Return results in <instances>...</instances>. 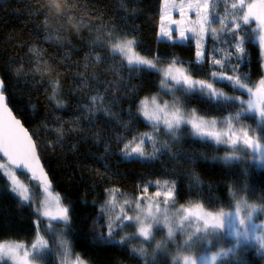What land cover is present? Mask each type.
Returning a JSON list of instances; mask_svg holds the SVG:
<instances>
[{"label":"trees","instance_id":"trees-1","mask_svg":"<svg viewBox=\"0 0 264 264\" xmlns=\"http://www.w3.org/2000/svg\"><path fill=\"white\" fill-rule=\"evenodd\" d=\"M236 2L227 0L225 4L219 0V16L223 17L226 9L230 21L233 15L243 16V10L231 9ZM46 4L51 5V11H43ZM66 7L71 8L67 20L53 18ZM161 9L164 10V0H0V77L8 106L30 132L52 181L51 189L70 209L67 232L72 252L89 264H151L153 258L155 264L171 262V258L151 254L148 245L142 255L126 242L99 239L101 234H108L109 221L102 205L110 189L147 198L154 192L168 191L163 186L167 182L175 184V205L199 203L206 210L218 211L229 209L233 195L244 193L248 201L264 206V167L257 166L248 156L239 162L225 163L218 156L229 151L228 145L203 142L186 129L181 130L178 140L172 141L163 125L154 130L138 110L144 98L161 92L163 100L182 111L196 110L198 116L224 119L240 111L239 101L217 106L199 93L184 95L176 91L175 97L168 95L160 89V72L133 70L125 57L124 60L111 51V44L118 42L112 37L134 38V51L140 56L158 58L157 65L161 66L175 59L180 62L176 66L190 68L189 74L195 80H205L225 95L246 101L250 97L247 92L234 89L227 80L216 82L212 73H247L249 87L254 89L264 75L258 42L246 41L247 55L235 71L240 64L236 41L221 31L224 25L217 19L211 28L220 39L205 34V58L197 63L191 38L185 42L158 38ZM255 28V21L241 24L236 35L243 36ZM226 39L230 44L223 43ZM213 49L218 51L214 53ZM227 52L232 55L224 69L212 63L214 56L222 59ZM56 81L59 88L54 96ZM93 96L104 99L93 103ZM257 120L244 116L235 122L257 129ZM153 132L157 158L128 160L122 155L124 145L133 137ZM137 143L139 140L130 145L129 151ZM163 144H167L166 150H162ZM144 150L152 153L153 144L145 143ZM19 174L24 181L29 180ZM36 193L32 192L34 200L25 205L10 191V184L0 171V242L30 245L37 234H45L50 251L36 261L58 264L55 238L46 232ZM257 247L253 243L237 248L244 264H264V254ZM222 264H237V259L230 256Z\"/></svg>","mask_w":264,"mask_h":264},{"label":"snow or ice","instance_id":"snow-or-ice-1","mask_svg":"<svg viewBox=\"0 0 264 264\" xmlns=\"http://www.w3.org/2000/svg\"><path fill=\"white\" fill-rule=\"evenodd\" d=\"M65 3H70V0H64ZM219 0H189L187 4L181 2L180 4H169V0H164V10L167 12L169 8L178 9L181 17L185 16V9L188 11H194L197 19L190 21L198 27L189 29L177 28L175 31L179 32V40H189L191 37L186 33H191L196 38V58L197 63H200L205 58V34L211 33L214 40H219L220 36L216 34V30L211 28V24L217 19L224 25L221 29L231 40H235L236 53L240 57V64L236 66L235 71H238L239 67L243 63L244 57L247 55L245 43L258 42L262 53H264V0H237L236 3L231 4L232 10H243V16L236 17L233 15L231 21L229 20V12L226 9L223 17L219 16L217 11V3ZM227 4V0H223ZM246 9V10H245ZM43 11H51V5L46 4ZM71 8H64L63 11L53 14V18H59L64 21L67 20ZM43 14V13H42ZM169 19L171 24L182 25V20H171L170 17L164 15L161 16V20ZM252 21H255L257 27L252 29L251 32H245V35L237 37V33L241 31V24L248 25ZM80 23V21H77ZM231 24V26H229ZM61 27H64L62 24ZM173 29H165L161 26V35L167 36L169 39H173ZM117 39L118 42L111 44V51L114 55H122L127 58L128 67L141 71L144 69L163 71V79L161 80L162 90L166 92L175 93L176 91H182L184 95H194L199 93L205 97L209 102L220 106L221 103L227 105L228 103H235L239 101L240 111L234 116L229 115L224 120L218 121L217 119H205L203 116L196 115V110L192 111L191 117L182 111L181 107L169 105L165 103L163 106L157 103V98H151V105L149 107V98H145L140 102V112L144 119L148 122H152L154 130H158L163 125L165 134L172 138V141L178 140L181 135V129L186 125L191 126V134L200 139L203 142H215L216 144H225L230 146L233 154L222 157L225 163L239 162L241 157L235 155L236 152L241 150V145L245 149H251L253 154H259V161L264 163V77L260 79L258 84L253 90L249 87V75L247 73H240L238 75H224L223 71L218 75L217 72L212 73V77L216 82L227 80L231 82L234 89L240 90L242 93L247 92L251 97L247 101L242 100L237 96H227L223 92L218 91L213 87L212 83H208L205 80H195L190 75V68L176 67L177 60H172L167 69H157V64L160 63L159 59H147L140 56L134 51L137 41L133 39ZM99 42V38H97ZM225 44H230V40L223 41ZM99 46L103 47L102 44ZM214 53L217 49L212 50ZM232 53L227 52L222 59H216L213 57L212 63L219 65L221 69H224L227 65ZM101 59V57H97ZM59 81L54 85L55 92L58 91ZM5 85L0 80V154L2 157L7 158V164H0V170H4V175L7 176L11 188L10 191L16 195V197L25 205L31 200V190L25 185L16 175V171L31 173V179L39 182V187L44 192L50 193L51 182L48 180L47 173L44 172L42 166L39 164V160L36 156V144L32 138L28 135L27 131L22 127L21 122L11 115L10 110L7 107L6 97L4 95ZM104 97L93 96L92 102L97 100H103ZM180 103L179 99L176 102ZM246 105V106H245ZM59 106V105H58ZM173 107L174 110L169 112L167 109ZM251 116L258 118L257 129H251L242 127L238 131L233 129V121H239L241 117ZM7 117V118H5ZM226 125V130H220L217 125ZM259 131L257 136L250 135V132ZM156 133H143L139 137H133L128 144L124 145L122 155L128 159H155L157 158V141L155 140ZM139 140V143L135 147L130 145ZM151 142L153 144V152L147 153L144 150V144ZM167 149V144L162 145V150ZM9 166H14L15 171L11 170ZM248 174L247 171L245 173ZM159 183V182H157ZM168 191L161 193L157 192L156 197L164 196V204L167 205L170 201L175 199V184L169 185L167 182L163 185ZM247 190V189H246ZM147 191V187L145 188ZM110 195L113 199L109 200V204L115 203V195L118 193V189H110ZM57 202V209L55 214L45 210L42 215L50 218V224L52 221H63L65 226H69V207L59 206L60 197L57 195L54 198ZM146 197L141 196L137 198L136 211L137 215L128 216L123 214L121 209V215L117 216L115 220H110L108 224L107 236L101 234L99 239L108 243L123 244L128 237L122 238L120 241L112 239L114 233L119 227L125 226V222H136L140 225L138 229V236L143 237L145 241H150L153 238V228L160 224L161 217H163L164 223L169 225L168 227V240H172L176 232L180 230V227L185 221L191 222L195 220L197 227L192 232L188 239L185 240V247H191L198 241L207 245H212L213 240H209L211 236L215 240H219L221 237L233 238L234 243H230L226 249L221 248L217 252L212 253L210 256L205 252L204 255L199 256H183L174 258V264H180L181 259L183 264H222L224 258L234 257L237 259V264H244V261L240 259L237 252L238 247H243L250 240L255 241L259 250L264 254V225H257L254 223L255 218L264 213V206L257 204H249L246 198L238 200L232 211L225 212L223 210L213 213L205 211L203 205L196 204L192 207H183L177 210L172 216L169 215L168 209H161L158 201L149 203L147 207H142L141 202ZM130 203L128 201L125 202ZM180 216V225H176L174 216ZM40 221H37V227ZM200 224L203 227H200ZM39 231V227H38ZM259 233V234H257ZM62 246L67 250L70 247L69 242L62 240ZM163 244H157V249H161ZM24 248L23 244H0V259L8 257L15 261V264H30L29 258H43L46 252H49L48 241L43 236H38L36 241L32 244L31 251H25L23 256L19 255L18 250ZM134 251H136L134 249ZM139 252L143 255L145 250L140 249ZM67 254V253H66ZM76 264H84L82 260L77 257ZM151 264H155V258L151 261Z\"/></svg>","mask_w":264,"mask_h":264},{"label":"rangeland","instance_id":"rangeland-1","mask_svg":"<svg viewBox=\"0 0 264 264\" xmlns=\"http://www.w3.org/2000/svg\"><path fill=\"white\" fill-rule=\"evenodd\" d=\"M181 2L187 4L189 2V0H169V4L175 3L178 5ZM247 2H251V0H249ZM162 3H163V0H162ZM161 6H162V4H161ZM162 15H164L166 17H170L171 20H182L183 19L184 23L182 25H174V24L170 23L169 19L166 18L165 20L162 21L160 18L159 25H158V27H159L158 38L165 39V40L169 39L167 36H162L160 34L162 25L164 26L165 29H168V28L173 29V33H172L173 39H169V40L177 41V42L180 41L179 40V32L175 31V29H177V28L189 29V28H193V27H198L197 25L190 23V21H195L197 19L195 12L194 11H188L187 8L185 9V16L184 17H181V14H180L178 9H172V8H169V10L167 12H165V10L162 11V9H161L160 17ZM256 27H257V24H256ZM186 34L191 37V39L194 41V44L196 45L195 36H193L191 33H186ZM185 41H187V40H185ZM261 53H262V50H261ZM122 57L125 60L126 57L125 58H124V56H122ZM195 57H196V54H195ZM262 57H263V62H262L263 74H264V53H262ZM147 59H151V58L147 57ZM125 61L127 62V60H125ZM176 67H178V66H176ZM167 68H168V65H164V66L157 65V69L162 70V69H167ZM158 72L161 73L162 79H163V71H158ZM263 77H264V75H263ZM160 89L162 90V87ZM253 90H255V88ZM162 91L167 93L168 95H172L174 97L176 96V92L171 93V92H166L164 90H162ZM161 94L162 93L160 92V94H153V95H150L148 97L150 108L152 107V105H151V98L152 97H156L157 103L161 106H163L165 103L169 104V102L167 100H165V99L163 100L164 97H162ZM250 98L251 97H249L248 99H250ZM171 102H172V100H171ZM175 106H177V105L175 104ZM138 110L140 112V102H139ZM167 110L169 112H171L174 110V108L170 107ZM189 112H191V111H189ZM185 113L188 114L189 118L191 117L192 112L191 113L185 112ZM140 114H141V112H140ZM141 116H142V114H141ZM204 118L208 119V120L217 119L218 121H220V120H224L226 117H224V119L215 118V117L214 118L204 117ZM149 123H152V122H149ZM242 127H244L242 124L235 122V120L233 121V129L234 130L238 131ZM217 128L220 130H226L227 126L218 124ZM247 128H249V127H247ZM182 129H186L187 131L191 132V126L190 125H186ZM259 134H260V132H258V131L250 132V135H253V136H257ZM240 147H241V150L236 152L235 155H238L240 157L248 156L251 159V161H253L257 166L264 167V163H261L259 161V154H253L251 149H245V148H243L242 145ZM232 154H233L232 149L229 146V151H226V153L221 154L220 157L218 156V158L221 161H224L223 159H221L222 157L232 155ZM0 164H7V163H6V161H3L0 158ZM9 167L11 170L15 171L11 166H9ZM0 171L4 174V170H0ZM16 175L20 181H22L25 185H27L30 188L31 196H32V192L36 193V190L38 191L36 193L38 195L37 209H38L39 215L42 216L41 218H43L44 222H46L45 223V228L47 229L46 232L49 234H52L55 238L56 250H57L56 253H58V264H76V260H77L78 255H76L75 253L72 252L71 246L66 250L65 247L62 246V244H61L62 240L68 242V232H67V227L65 226L64 222L63 221H60V222L52 221L50 224V222H49L50 218L44 217L42 215V213L45 210L52 212L53 215L55 214L57 206H58L56 200L54 199L58 195L56 190L50 189L51 195H49V193L44 192L43 189L41 187H39V183L32 182L29 180L24 181L22 179V177L20 176L18 171H16ZM5 177L7 178V176H5ZM7 181L9 182L8 178H7ZM9 184H10V182H9ZM10 188H11V185H10ZM157 192H161V191H157ZM157 192H154V194L152 196H148L145 200H143L141 202L142 207H147L149 203H152L153 201H158L159 207L161 209L167 208L169 215L172 216L174 213L177 212L178 209L181 208V206L192 207V206L196 205L194 203L176 204L175 205V204H173L172 201H170L167 205H165L164 204V196L161 195L160 197H156L155 194ZM161 193H164V192H161ZM138 197H141V196L130 197V196H127L124 193L122 194L120 191H118V193L114 197L115 203L109 204L108 201L113 199V197L109 194L107 196L106 201L102 205V209H103L106 217H108V221L110 222V220H115V218L117 216L121 215V209H123V214H126L128 216L137 215L136 203H137ZM241 198H246L244 193L239 194V195H233L232 205L229 207V209H218V211H212L209 209L206 210L204 207L203 208L205 211H209V212H213V213L219 212L221 210H223L225 212L232 211L234 209L236 202L238 200H240ZM32 200H34L33 197L31 198V201ZM126 201H128L130 203L126 204L125 203ZM247 202L249 204H255V203L248 201V200H247ZM197 204H199V203H197ZM59 206L65 207V205L63 204L61 199L59 201ZM182 215H183V213L181 212V213H179V215L174 216V221H175L176 225H180V216H182ZM254 223L257 225H264V213L259 214L255 218ZM139 227H140V225L134 221L133 222H125V226L119 227L116 230V232L114 233L112 239L116 240V241H120L122 238L128 237L125 244L128 245L130 248H132V246H133L135 249H139V250L142 249V246H143L144 250L147 251L145 246L148 245L151 249V252H150L151 254H155V255L161 254L162 256H165L167 258H171L170 264H174V258H176L178 256L181 258L183 256H199V255H204L205 252H207V255L210 256L212 253L217 252L221 248L226 249L228 246H230V243H234L233 238L221 237L217 241L213 237L209 236L208 239L213 240L212 245L206 246L204 243H201L198 241L196 244H193L191 247H185V244H184L185 240H187L188 236L196 230L197 224H196L195 220H193L191 222L185 221L184 224L180 227V230H178L176 232L175 237L170 241L168 240V227H169V225L164 223L163 217H161L160 224L153 228V238L150 241H145L143 237L138 236ZM200 227H203V225L200 224ZM125 229L127 231H125ZM120 232H124V233L120 235ZM257 234H259V233H257ZM38 236H43V238L46 241H48V245H50L49 239H48V237L47 238L45 237V234L39 233V235L37 234V237ZM37 237H35V239L32 241V243L30 245L24 244L22 242L19 243L16 241H11V240L10 241H2V242H0V244H17V243L23 244L24 248L18 250L19 255L23 256V253L25 251H29V252L31 251L32 244L36 241ZM228 241H229V243H227ZM158 243L163 244V247L159 250L157 249ZM253 243H256V242L250 240L248 243H246V245L252 246ZM69 244H70V242H69ZM211 246H215V247L212 248ZM258 250H259V248H258ZM148 256H150V255H148ZM151 257H154V256H151ZM36 259L37 258H31L30 257L29 258L30 264H38ZM80 260H82V259H80ZM82 261L84 262V264H89L85 260H82ZM0 263L15 264V261H13L12 259H10L8 257H4L3 259H0ZM180 264H183L182 259H181Z\"/></svg>","mask_w":264,"mask_h":264},{"label":"water","instance_id":"water-1","mask_svg":"<svg viewBox=\"0 0 264 264\" xmlns=\"http://www.w3.org/2000/svg\"><path fill=\"white\" fill-rule=\"evenodd\" d=\"M0 80H2V77H0ZM2 81H3V80H2ZM4 95H5V93H4ZM5 97H6V95H5ZM6 102H8V98H7V97H6ZM7 107H8V109L10 110L11 115H12L13 117H15V119H17V120H19V121L21 122L22 127L27 131L28 135L31 137L30 132L28 131V129H26V127H24V125L22 124V121H21L20 119H18V118L16 117V115L13 113L12 109L9 108L8 103H7ZM5 118H7V117H5ZM31 138H32V137H31ZM32 140H33V139H32ZM33 142H34V140H33ZM34 143H35V142H34ZM36 156H37V158H38V160H39V164L42 166V168H43V170H44L43 163H42L41 159L39 158L38 150H37V149H36ZM0 158H1L2 160H4V161L7 162V158H6V157H2V154H0ZM7 163H8V162H7ZM11 167H12L13 169H15L14 166H11ZM18 172L25 174V172H21V171H18ZM44 172H46V170H44ZM46 173H47V172H46ZM25 175H28V179H29L30 181L38 182V181H36V180H32V179H31V173H27V174H25ZM47 176H48V180L51 182V188H52V181L50 180L48 174H47ZM51 188H50V189H51Z\"/></svg>","mask_w":264,"mask_h":264},{"label":"bare ground","instance_id":"bare-ground-1","mask_svg":"<svg viewBox=\"0 0 264 264\" xmlns=\"http://www.w3.org/2000/svg\"><path fill=\"white\" fill-rule=\"evenodd\" d=\"M124 232H120V235L123 234ZM116 241V240H115Z\"/></svg>","mask_w":264,"mask_h":264}]
</instances>
